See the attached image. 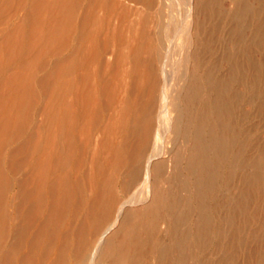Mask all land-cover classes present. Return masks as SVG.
<instances>
[{"label": "bare ground", "instance_id": "1", "mask_svg": "<svg viewBox=\"0 0 264 264\" xmlns=\"http://www.w3.org/2000/svg\"><path fill=\"white\" fill-rule=\"evenodd\" d=\"M222 1L184 0L171 45L166 0H0V264H232L264 238V0Z\"/></svg>", "mask_w": 264, "mask_h": 264}, {"label": "rangeland", "instance_id": "2", "mask_svg": "<svg viewBox=\"0 0 264 264\" xmlns=\"http://www.w3.org/2000/svg\"><path fill=\"white\" fill-rule=\"evenodd\" d=\"M169 1H170V0H166V6H167V5H168V6H167V8H166V6H164V7L170 12V13H169L170 15L172 14V16H174V15L176 16V14H178V13H176V12H180L179 9L183 8L182 4H183V1H184V0L182 1V3H181V0H180V1H179V0H177V1L175 0V1H176V5L174 4L175 1H174V2H173V0H171L170 2H169ZM168 2H169V3H168ZM171 2H173V3H171ZM177 2H178V3H177ZM163 3H165V0H164ZM170 3H171V4H170ZM180 3H181V4H180ZM184 3H185V2H184ZM222 3H223V5L225 4L224 6H227V5H228L227 2H226L225 0H223ZM178 4H180V5H178ZM163 5H164V4H163ZM163 5H162V7H163ZM174 5H175V7H174V11H173L172 8H173ZM183 5H185V4H183ZM170 6H171V7H170ZM180 6H182V7H180ZM176 7H177V8H176ZM178 7H180V8H178ZM184 7H185V6H184ZM165 8H163L162 10H164ZM160 9H161V8H160ZM160 9H159V11H160ZM166 9H165V11H167ZM171 9H172V13H171ZM175 9H177L178 11L175 10ZM183 9H184V8H183ZM183 9L181 10L182 12H183ZM168 11H167V12H168ZM167 12H164V11L162 12V11H161V12H160L161 15H160V13L158 12V13H159V14H158V19H159V20H161L160 18L163 19V22H162V20L158 22V29H159V31H160L161 36H162V37L164 36V38H166V41H167V42L170 41L169 44L172 45V42H174V38H172V37L175 36V32H174V30H175V24H176V22H177L176 19H177V17H179V15H180L182 12L179 13V15L176 16V17H175V16L172 17V16H170V15H169L170 17H169V16L166 17V16L168 15ZM162 13H165V14L162 15ZM174 13H175V14H174ZM173 14H174V15H173ZM165 15H166V16H165ZM160 16H161V17H160ZM163 16H165L166 18H165V17L163 18ZM159 17H160V18H159ZM171 17H172L173 19H172V20H169V21H170V22H169V21H168V18L170 19ZM174 18H175V19H174ZM164 19L166 20V24H167V26H170V27L167 28ZM167 21H168V23H167ZM171 21H172V22H171ZM159 23H160V25H159ZM170 24H172V26H171ZM164 25H165L166 27H165ZM166 32H167V33H166ZM168 34H169L170 37L168 36ZM171 35H172V36H171ZM164 38H163V39H164ZM172 39H173V41H172ZM171 47H172V46L169 45V54L171 53V55H172V54L175 55V54H176V53H174V52H175V49H174V48L172 49ZM184 61H185V59H184ZM205 61H206V58H205ZM180 66H181V67L178 69V72H179V75L182 73L181 75H182L183 77L181 76L182 78L180 77L181 79H179V80L183 81V80L185 79V77L188 76V75H187V74H188V68H187L185 65H183V66H184L183 68H182V65H180ZM185 68H186V69H185ZM180 69H182V72H181ZM183 71H184V72H183ZM186 71H187V72H186ZM180 72H181V73H180ZM185 72H186V73H185ZM183 73H184V74H183ZM185 75H186V76H185ZM184 76H185V77H184ZM180 85H181V84H180ZM180 89H182V86H181ZM180 89H179V90H180ZM180 138H181V137H180ZM180 138H179V139H180ZM180 140H181V141H180ZM180 140L177 139L173 145L176 146V147L179 149L180 153L183 154L184 152H182V151H184L183 148H184V144H185V143H184V142H185V141H184L185 138H184V139L181 138ZM167 141H168V140H167ZM167 141L165 140L164 142H166V143L168 144ZM177 141L180 142V143H182V142L184 141V142H183L184 144H180V146H179V143L176 144ZM186 141H187V139H186ZM166 143H164V144H166ZM170 144H171V141H170V143H169L168 145H170ZM181 145L183 146V148H181ZM171 146H172V145H171ZM172 147H173V146H172ZM181 150H182V151H181ZM164 151H165V153H164ZM162 152L164 153V155L167 154V150H166V149H165V150L162 149L161 153H162ZM163 153H162V154H163ZM182 154H181V155H182ZM169 161H170V160L166 161V162H167L166 165H165V167L167 166L166 168H169V166H170V164H169L170 162H169ZM190 213H191V212H190ZM255 221H256V219H255ZM256 222H257V223L259 222V217L257 218V221H256ZM256 222H253V224H256ZM263 236H264V235H263ZM261 237H262V236H260V238H261ZM260 238H259V236H257V237H255L254 239H252V240H250V241L248 240V242L246 241V243H243V244H241V245H237L238 248L236 247V249L234 250V252H236V251L238 252V251H239V253L236 252V253H235V256H237V257H235V256H234V252H233L232 259L234 258V262H233V260H232V264H244V263H245V264H249V263H250V264H256V259H257L256 251H257V249H258L261 245H262V246L264 245V243H263V242H264V240H263L264 238H261L262 240H261ZM256 240H257V241H256ZM258 241H259V243H258ZM261 241H262V242H261ZM253 243L255 244L254 246H253ZM257 243H258L259 245H258ZM260 243H261V244H260ZM243 247H244V248H243ZM250 247H251V248H250ZM254 247H256L257 249H254ZM242 248H243V249H242ZM247 248H249V249H247ZM244 249H246V250H244ZM251 249H252L253 251H251ZM204 250H205V251H204ZM204 250H203V252H205V254H204L205 256H207V255H208V256L211 255V257L209 256L210 259L213 258V260H212V261H213L212 264H219V262L216 260V259H217V256H218V253H217L218 250L213 249V248H211V249H210V248H205ZM212 250H213V251H212ZM207 251H209V253H208ZM240 251H241V252H240ZM248 251H249V252H248ZM211 252H212V253H211ZM215 252H216V255H214ZM241 253H242V254H241ZM244 253L247 254V257H246V254H244ZM251 253H253V254H251ZM248 254H249V257H248ZM255 254H256V256H255ZM238 255H239V256H238ZM253 255H254V257H253ZM213 256H214V257H213ZM233 256H234V257H233ZM235 258H236V259H235ZM215 260L217 261V263L214 262ZM235 260H236V261H235ZM248 261H249V262H248Z\"/></svg>", "mask_w": 264, "mask_h": 264}]
</instances>
